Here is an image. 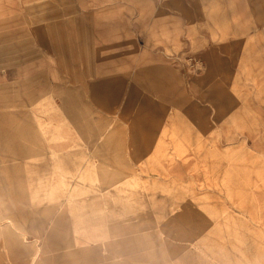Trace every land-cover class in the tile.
I'll return each instance as SVG.
<instances>
[{"label":"rangeland","instance_id":"374dc122","mask_svg":"<svg viewBox=\"0 0 264 264\" xmlns=\"http://www.w3.org/2000/svg\"><path fill=\"white\" fill-rule=\"evenodd\" d=\"M232 1L0 0V71L66 61L70 45L76 63L91 44L133 46L109 82L64 83L68 102L46 85L28 107L37 137L23 142L52 165L8 181L0 263L264 264V52L212 36L203 57L202 37L185 48L153 29L170 11L220 31ZM243 2L264 13V0Z\"/></svg>","mask_w":264,"mask_h":264},{"label":"crops","instance_id":"0c3cea01","mask_svg":"<svg viewBox=\"0 0 264 264\" xmlns=\"http://www.w3.org/2000/svg\"><path fill=\"white\" fill-rule=\"evenodd\" d=\"M243 1L242 3L231 2L230 6L236 7L233 9L235 13H232V16L225 14L222 20L224 27L220 31L216 28L213 29L210 24L204 21L200 28L192 27V20L186 16L187 14H172L170 11L167 16L153 20V29L161 28L164 39L171 35H178L180 46H185V48L188 45L187 36L202 37L195 41L192 51L202 53L203 57H210V52L218 50V47L215 46L220 44L212 36H226L227 43L231 44L234 36L242 35L249 39L252 46L250 50L264 52V13H250ZM194 23H196L195 20ZM134 31L135 29L132 30V36ZM81 47L83 48V45ZM76 48H78L76 45H70V59L66 61L43 59L39 55L40 58L36 56L33 59L22 60L18 65H6L0 71L1 205L9 201V198H4L10 196L8 181H14L16 187L27 185L29 181L34 182L38 175L43 173L42 166L44 164L52 165L49 156L37 154L42 152L43 146L32 149L26 143L24 146L23 142L37 137L36 134L34 135L32 123L30 121L25 123L22 119H28L26 116L28 107L42 97L45 86L50 85L52 93L56 94V99L68 102L70 91L60 92L61 85L64 83L81 84L85 81L96 84L109 82L113 77L110 74L112 70L117 68V65L122 66L125 62L120 60L123 58V52L133 51V46L122 40H117L116 43L109 45L106 43L91 44L83 50V54H76L79 59L77 62L79 67H76L74 52H81ZM88 56L89 63L85 61ZM167 66H170V63H167ZM9 143L21 144L17 148H12L16 150L17 155L10 154ZM46 148L47 154L49 152L48 147ZM52 149H59V146L55 145ZM28 150L31 152L36 150V153L27 154Z\"/></svg>","mask_w":264,"mask_h":264},{"label":"built area","instance_id":"2783aa9c","mask_svg":"<svg viewBox=\"0 0 264 264\" xmlns=\"http://www.w3.org/2000/svg\"><path fill=\"white\" fill-rule=\"evenodd\" d=\"M0 264H2V263H0Z\"/></svg>","mask_w":264,"mask_h":264}]
</instances>
